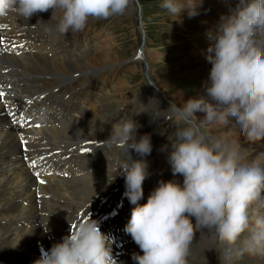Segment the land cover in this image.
I'll return each mask as SVG.
<instances>
[{
	"label": "clouds",
	"instance_id": "clouds-1",
	"mask_svg": "<svg viewBox=\"0 0 264 264\" xmlns=\"http://www.w3.org/2000/svg\"><path fill=\"white\" fill-rule=\"evenodd\" d=\"M129 0H0V17L14 13L27 21L51 9L45 33L65 35L84 29L90 18L124 12ZM203 0H161L172 19L186 11L198 14ZM211 27L205 58L210 64L202 94L180 106L169 103L155 116L167 115L175 131L166 135V161L175 179L158 180L144 203L142 183L147 175L143 159L120 158L116 171L124 181L123 196L133 205L124 231L140 252L134 264H187L194 231L209 236L219 264H233L235 255H264V167L243 156L230 143L209 141L201 125L230 127L247 144L264 139V0H235ZM58 11L59 15H55ZM43 21V20H38ZM51 21V23H49ZM143 108V107H142ZM141 108V109H142ZM203 113L197 119L195 113ZM41 107L39 115L44 117ZM134 120H121L108 141L119 142L143 157L151 152L149 134L137 136ZM250 210L252 213L250 214ZM109 238L88 217L53 243L32 264H115Z\"/></svg>",
	"mask_w": 264,
	"mask_h": 264
},
{
	"label": "bare ground",
	"instance_id": "bare-ground-1",
	"mask_svg": "<svg viewBox=\"0 0 264 264\" xmlns=\"http://www.w3.org/2000/svg\"><path fill=\"white\" fill-rule=\"evenodd\" d=\"M205 3L201 5L205 10L200 11L204 18L199 17L198 14L195 15V18H199L201 22L207 21V4ZM46 13L48 11L36 13L27 21L17 18L14 13H9L8 30H5L4 18L0 17V38H2L0 85L9 80L6 83L8 88L0 87V93H3L0 96V221L6 222L3 227H0V264H32L38 258L35 256L38 248L50 247L63 235L68 234L69 230L75 229L81 220L88 217L96 220L97 215L109 213L117 204L129 203L123 196V177L117 175L112 181L107 180H110L115 173L122 152L130 159L142 158L132 149L126 151L125 146L119 142L105 140L111 132L112 124L108 123L109 116L99 118L100 121L95 120L97 108L90 109L88 106L86 118L93 117L91 121L94 124H100V128L103 127L100 131L104 130L103 132L86 123L87 121L83 123V120H75L71 116L62 119L64 111L68 110L67 105L70 101L67 99L74 95L78 97L79 83L85 81L84 76L78 78L75 75L91 73L93 76L92 73L98 70L94 69L95 66L89 65L92 61L88 57L84 58L86 62L80 64L79 60L73 66L66 63V60L65 62L56 61L54 56L50 57L52 55L47 52L38 36L35 40H31L33 31H26L25 26H28V21H35ZM201 25L203 26L199 23L196 27L202 30ZM31 28H34V31L44 32V26ZM21 45L23 47H20ZM197 55L205 59V54L197 53ZM44 62L48 68L43 67ZM90 69L93 70L90 71ZM73 70L74 73H68ZM208 71L209 68H206L202 74L207 77ZM91 76L85 81L88 87ZM151 91L159 96L161 94V91L154 89ZM202 92L201 87L195 95ZM170 97L180 105V102L187 100L179 91ZM155 98L158 100V97ZM59 100H65L66 103L61 104L49 115V118L53 117L57 121L61 119L57 125L46 124L41 127L27 128L28 122L18 118V113L11 116L8 114L9 108L16 105L27 116L41 119L39 109L45 106L47 112L48 109L54 108L51 107L50 102L53 101L55 105ZM150 103V101L142 103V115L136 120L137 136L147 133L152 123L160 117L154 115L155 110H149L152 105L154 109L155 102L153 101L152 105H149ZM81 111L82 109L76 113L80 114ZM104 127H107V130ZM79 132L81 135L77 138H72L71 135L72 139H68L69 136H66L68 133ZM86 132H92L94 140L85 141L84 138L91 137L85 134L83 138V133ZM208 135L213 141L220 140L236 147L244 158L242 162L255 161L261 167L264 166V139L255 143L253 152L257 154H253L249 153L251 146L245 143L243 138H239L230 127L212 125ZM21 137L26 144L20 143ZM117 146L118 150L115 148ZM112 147L116 151L111 149ZM81 148H88L89 152L84 154L80 151ZM117 153H120L118 158H116ZM108 157L112 158V161H108ZM39 158L43 161H51L55 165L60 163L61 166L58 165V168L64 167L67 174L62 171L57 173L52 171L42 176H33L29 165L31 161H37ZM110 162L112 164L108 166ZM151 164L152 160L146 163L147 168H151ZM102 166L104 167L100 168ZM102 170L109 171L108 178L95 185L92 175ZM158 170L157 168L155 175L160 173ZM78 171L82 173L79 174ZM161 179H173L172 173L161 172L158 180ZM153 181L155 180L149 179L146 175L142 183L143 196L139 203L146 201L150 191L157 184ZM9 190L13 192L11 197L8 195ZM261 210L264 212V209ZM15 215L18 216L15 217ZM193 239L195 243L194 246H190V249L192 247V254L196 252L197 264H219L216 251L207 249L210 246L207 234L194 231ZM128 245L130 250L115 259V264H134L131 258L132 253H138L140 249L133 241ZM243 256L247 264H264V255L245 253ZM192 261L194 259H187L188 264H194Z\"/></svg>",
	"mask_w": 264,
	"mask_h": 264
},
{
	"label": "rangeland",
	"instance_id": "rangeland-1",
	"mask_svg": "<svg viewBox=\"0 0 264 264\" xmlns=\"http://www.w3.org/2000/svg\"><path fill=\"white\" fill-rule=\"evenodd\" d=\"M203 2H206L205 5L207 4V21L204 22H201L199 18H195V16L194 18L193 16L189 17L186 11L183 10L179 19H172L160 7L161 0H129L122 14L112 15L108 18H90L84 29L78 32H69L61 36L55 33L34 31L35 29L31 27L41 28L44 26V21L50 19L51 9L37 20L28 21V26L25 27H29L34 33L31 40H35L38 36L47 52L52 55L50 57L54 56L56 61L61 62L63 60L65 62L66 60V63L73 66L79 60L80 64L86 62L84 60L86 57L91 59L93 64L89 65L95 66L94 69L98 70L92 73L93 76H91V73L88 75L75 73L78 78L84 76V79H82L85 81L90 76L92 78H90L89 87L85 81L79 83V88L82 91L80 90L81 93L79 91L78 97L76 95L71 96L72 99H76L78 110L82 109L80 114L75 113L71 117L75 120H83V123L87 121L86 123L100 131L103 127L100 128V124H94L91 121L93 117L86 118V108L88 106H90V109L97 108L96 121H100L99 118L109 116V124L115 125L121 120L132 119L136 123V120L142 115V103L145 101L158 97V106L166 109L169 103L180 106L179 102L177 103L171 99L170 96L173 93L179 91L188 99L200 91L203 81L206 79V75L202 72L206 68H210L206 58L202 59L197 55V53L205 54L209 44L205 36V30L218 19L219 13L228 11V4L235 5V0H204ZM202 8L200 6L198 16L204 18L200 13V11L205 10ZM54 14L59 15L58 11ZM38 20L43 21L37 22ZM5 22L7 23V19ZM198 22L203 24V26L201 25L202 30L196 27L199 24ZM43 67L48 68L46 62L43 63ZM68 73H74V70ZM149 81L150 84H148ZM190 88L191 90H189ZM151 89L161 91L160 96L154 94ZM143 91L145 92L143 93ZM149 105H152V102ZM149 110H156L155 104L154 109L152 105ZM201 114L200 112L195 113L198 120L203 117ZM211 126V124L201 125L202 131L207 130L205 132L207 137ZM106 128L104 127V129ZM161 131L165 134L175 131L172 119L167 115L160 116L152 123L148 130L152 144L151 152L141 158L146 163L152 160V167L147 168V177L155 181L159 179L161 172H171L166 161V151L161 150V145L168 143L166 135L161 134ZM91 133H83V138L85 134L91 136L90 139L84 138L85 141L94 140ZM80 135V132L66 134L67 137L69 136L68 139L77 138ZM209 141L212 142L213 139H209ZM249 145L251 146L249 153L257 154L253 152L255 144ZM115 148L118 150L119 147ZM115 148L112 147L111 149ZM119 155L120 153H117L116 158ZM120 158L129 157L122 152ZM108 161H112V158L108 157ZM110 164L112 162L107 165L110 166ZM157 168L160 173L155 175ZM108 173V170H102L96 175H92L95 185L108 178ZM173 179L179 182L182 177L177 175ZM155 181L153 182L156 184ZM8 195L9 197L13 196V192L9 190ZM250 214L257 213H252L250 210ZM258 214H264V212L260 210ZM17 216L15 215V217ZM5 223V221H0V227H3ZM192 243L191 245L194 246L195 242ZM191 249L187 259H194L192 262L197 264L196 252L194 250L195 253L192 254ZM243 255H235L233 264H247V260Z\"/></svg>",
	"mask_w": 264,
	"mask_h": 264
},
{
	"label": "snow or ice",
	"instance_id": "snow-or-ice-1",
	"mask_svg": "<svg viewBox=\"0 0 264 264\" xmlns=\"http://www.w3.org/2000/svg\"><path fill=\"white\" fill-rule=\"evenodd\" d=\"M0 43H2V38H0ZM3 93H0V96H2ZM20 143L22 145L26 144V141L21 137L20 138ZM80 151L84 154L88 153L89 152V149L88 148H81ZM27 159V158H26ZM35 162H32V164H30L29 166L32 167L34 165ZM41 183H43V181H40Z\"/></svg>",
	"mask_w": 264,
	"mask_h": 264
}]
</instances>
